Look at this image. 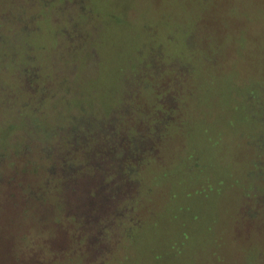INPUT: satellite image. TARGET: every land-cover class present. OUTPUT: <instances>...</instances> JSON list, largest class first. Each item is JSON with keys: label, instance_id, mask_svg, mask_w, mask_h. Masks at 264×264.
<instances>
[{"label": "rangeland", "instance_id": "rangeland-1", "mask_svg": "<svg viewBox=\"0 0 264 264\" xmlns=\"http://www.w3.org/2000/svg\"><path fill=\"white\" fill-rule=\"evenodd\" d=\"M2 84L12 106L0 102V155L8 138L32 154L49 147L44 130L9 133L22 104L39 116L58 108L62 120L103 114L115 131L124 91L137 120L163 122L155 156L131 164L140 181L126 189V229L107 225L121 190L106 231L83 244L84 264H264V0H0ZM172 90L179 107L159 105Z\"/></svg>", "mask_w": 264, "mask_h": 264}, {"label": "trees", "instance_id": "trees-1", "mask_svg": "<svg viewBox=\"0 0 264 264\" xmlns=\"http://www.w3.org/2000/svg\"><path fill=\"white\" fill-rule=\"evenodd\" d=\"M142 86L153 87L148 82H143ZM4 87L5 84L0 86ZM0 102L6 110L12 106L3 100ZM82 102L76 104L78 109L92 110L91 105L88 107ZM26 106H30L29 110L22 104L16 109L15 119L8 121L9 133L20 137V132L42 133L44 130L49 137V147L45 153L32 154L29 143L16 139L13 144L8 138L6 142L11 146L0 155V165L1 160L5 164L16 157L18 163L25 160L22 163L26 166L16 167L14 160L11 167L5 164L0 168V264H84L82 259L87 251L82 248L83 244L89 243L88 237L93 230L106 231L103 225L107 217L103 213L111 206L110 199L117 197L113 193L135 187H113L111 193V188L100 183L105 174L111 173L112 177L122 174L117 167L100 165L102 160L110 158L105 153L108 148L103 146L104 124L108 119L103 114L92 117L82 113L75 121L74 116L65 112L66 118L62 120L58 108H53L52 113L51 108L49 116H39L42 107L35 103ZM31 114L38 115L37 120L33 117L29 120ZM10 150H13L12 155L8 154ZM53 152L59 163L51 158ZM117 156L120 157V151ZM117 222L120 228L126 229L121 218ZM98 235L101 239H95L100 245L107 235Z\"/></svg>", "mask_w": 264, "mask_h": 264}, {"label": "flooded vegetation", "instance_id": "flooded-vegetation-1", "mask_svg": "<svg viewBox=\"0 0 264 264\" xmlns=\"http://www.w3.org/2000/svg\"><path fill=\"white\" fill-rule=\"evenodd\" d=\"M135 70L136 68L131 69L133 73L140 71V70L138 71ZM174 92H175L174 90H172L171 92L168 91V96H167L166 95L167 93L164 94V92L160 91L158 94H156V99H158L157 100L158 104L159 105L162 104L167 108L171 107L169 104L171 98L178 99V95L177 96L174 95ZM170 95L172 96L170 97ZM123 96L126 97L125 99L122 98L123 103L129 108L126 113H123V116H126V118H124L122 115L118 116L116 120L117 124L114 125L115 131L111 126L110 120L106 121V123L104 124V128L106 129V132L104 133L103 139L105 143H103V146H106L108 148L106 149L105 153L106 155H110V158L108 159L106 158L104 162L102 160V164L100 165H104L105 167H112V168L117 167V169L122 171L121 175H116L112 177L110 175L111 173H109L103 176V180H101L100 183H102V186L106 188H111V193H113L114 191L113 187H117V188H119L120 186L130 187L133 185L139 187L140 180L138 178V172H140V169L139 167L137 169L135 167H131V164L132 162L140 161L142 157L146 159L147 158L146 149L152 151L153 153L152 155L155 156L157 151H156V139L154 137L155 136L159 137L161 131L164 130L163 122L158 121V119L144 121L139 118L137 120L135 114L139 110L138 105L130 104L129 102H127L129 98V94L128 96L125 95L124 91H123ZM179 100L180 98L178 99L177 105L175 107H179L178 106ZM260 107L264 108V97L261 99ZM159 113H161V110L159 111ZM97 120L99 121V119ZM261 120L262 122H264V112H262ZM137 123L142 125V130L139 131V129L136 128ZM261 134L263 135V133ZM262 137H264V135ZM118 151H120V157L117 156ZM99 159L102 158L100 157ZM260 163L262 164V166H264V160L260 159ZM108 176L111 177L107 179ZM113 194H117V193H113ZM131 197H133V194L129 190H125L122 200L117 202L115 211L112 213V216L110 215V219L107 225H112L113 220L114 219L117 220L118 218H121L124 223L129 220L127 218L129 217L130 212H132L134 209V205H132V203L135 201V199L130 201L129 199Z\"/></svg>", "mask_w": 264, "mask_h": 264}]
</instances>
